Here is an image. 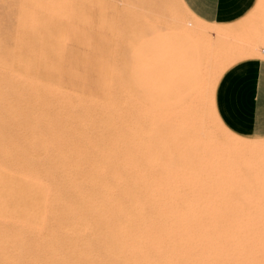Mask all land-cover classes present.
<instances>
[{
	"label": "bare ground",
	"instance_id": "1",
	"mask_svg": "<svg viewBox=\"0 0 264 264\" xmlns=\"http://www.w3.org/2000/svg\"><path fill=\"white\" fill-rule=\"evenodd\" d=\"M175 2L196 24L188 30L173 20L172 31L215 35L214 55L223 59L165 49L156 61L157 115L121 118L104 134H84V146H55L58 129L33 135L46 159L38 164L21 161L17 146L0 150V264H264V142L229 132L214 108L220 76L263 53L253 39L264 42V11L241 40L244 24H206ZM210 123L221 135L214 147ZM157 131L173 175L166 183L157 179Z\"/></svg>",
	"mask_w": 264,
	"mask_h": 264
},
{
	"label": "rangeland",
	"instance_id": "2",
	"mask_svg": "<svg viewBox=\"0 0 264 264\" xmlns=\"http://www.w3.org/2000/svg\"><path fill=\"white\" fill-rule=\"evenodd\" d=\"M113 2L0 0V150L17 146L22 152L21 161L38 164L46 159L42 158L38 145L32 141L33 135L43 133L42 136H47L48 130L58 129L61 136L55 146H84L87 145L84 134H88V138L97 137L99 132L104 134L108 126L116 128L121 118L149 111L147 115H157V100H154L157 99L156 61L163 58L166 50L189 51L204 60L223 59L214 55L221 49V42L215 35L184 38L172 31L173 20L188 30L196 24L193 18L180 10L175 0H157V4L148 0H128L124 5L130 8L131 11L125 8L129 13L123 10L124 5ZM263 11L264 0H254L251 8L235 22L213 25L228 28L244 24L240 39L246 40ZM251 15L254 18L249 22ZM200 26L205 30L213 29L209 25ZM154 37L164 45L157 43ZM253 40L260 54L263 53L248 60L264 62V42ZM142 74L145 77L141 78ZM210 125L209 142L214 145L221 135L215 128L212 131ZM160 136V141L157 138L158 150L165 144ZM240 137L264 142V137ZM98 143H102L101 139ZM33 148L38 157L29 153ZM162 156L165 159L162 154L158 156L157 163L166 161ZM14 160L10 158L8 161ZM75 160L73 156L68 158L70 162ZM161 164L157 166V170L162 168L157 171V179L160 177L166 183L173 175L166 173L165 162ZM161 170L163 176H160ZM163 187L166 186L162 183Z\"/></svg>",
	"mask_w": 264,
	"mask_h": 264
},
{
	"label": "crops",
	"instance_id": "3",
	"mask_svg": "<svg viewBox=\"0 0 264 264\" xmlns=\"http://www.w3.org/2000/svg\"><path fill=\"white\" fill-rule=\"evenodd\" d=\"M182 2L203 23L228 24L241 18L254 0ZM215 88L214 108L221 124L238 137H264V62L248 60L229 67Z\"/></svg>",
	"mask_w": 264,
	"mask_h": 264
}]
</instances>
